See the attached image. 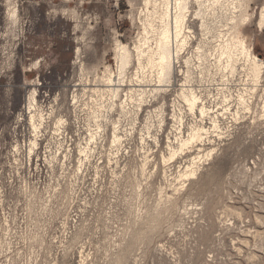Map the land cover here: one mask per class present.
Masks as SVG:
<instances>
[{
	"label": "rangeland",
	"instance_id": "rangeland-1",
	"mask_svg": "<svg viewBox=\"0 0 264 264\" xmlns=\"http://www.w3.org/2000/svg\"><path fill=\"white\" fill-rule=\"evenodd\" d=\"M141 6L0 0V264H264V93L194 63L139 109L116 44ZM263 9L244 34L264 61Z\"/></svg>",
	"mask_w": 264,
	"mask_h": 264
},
{
	"label": "bare ground",
	"instance_id": "bare-ground-1",
	"mask_svg": "<svg viewBox=\"0 0 264 264\" xmlns=\"http://www.w3.org/2000/svg\"><path fill=\"white\" fill-rule=\"evenodd\" d=\"M254 0H142L137 22L139 32L134 47L121 42L116 44L118 64V82L127 76L128 70L136 65L135 76L141 79L140 87L132 89L131 99L138 100V108L147 104L149 92L163 91V85L173 83L177 68L185 80L189 78L194 63L200 68L206 66L221 69L232 79L242 70L254 91L264 93V61L252 51L244 34V27L250 21V3ZM259 26H264V9L260 15ZM198 28V31L196 30ZM197 43V44H196ZM183 62L186 71L179 69ZM110 68H107V73ZM150 76L158 78L156 89H146ZM117 80V79H116ZM107 89L118 95L120 88L113 86L114 78H106ZM180 96L191 110L200 99L194 88L186 84L181 86ZM244 101V99H241ZM204 114V110L202 109ZM200 130L193 131L189 138L181 143V150L201 141ZM176 152L172 157H175ZM190 170L187 175H195Z\"/></svg>",
	"mask_w": 264,
	"mask_h": 264
}]
</instances>
